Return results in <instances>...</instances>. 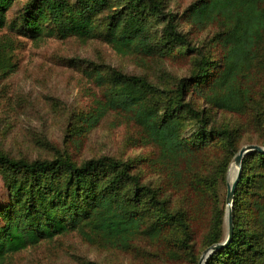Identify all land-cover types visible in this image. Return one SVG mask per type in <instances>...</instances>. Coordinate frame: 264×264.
<instances>
[{"label":"trees","instance_id":"1","mask_svg":"<svg viewBox=\"0 0 264 264\" xmlns=\"http://www.w3.org/2000/svg\"><path fill=\"white\" fill-rule=\"evenodd\" d=\"M171 6L0 0V31L9 27L35 42L101 40L122 56L162 66L151 77L84 61L87 76L106 89L105 101L71 116L89 133L110 111L120 113L140 129L134 146L147 150L144 157L79 160L52 147L51 157L32 160L0 142L8 198L0 206V264L74 234L140 264H199L225 241L230 167L243 147L264 148V0H194L182 13ZM187 26L208 33L197 38ZM13 42L0 40L5 76L17 68L7 54ZM233 221L230 244L205 264H264V153L243 159Z\"/></svg>","mask_w":264,"mask_h":264},{"label":"rangeland","instance_id":"2","mask_svg":"<svg viewBox=\"0 0 264 264\" xmlns=\"http://www.w3.org/2000/svg\"><path fill=\"white\" fill-rule=\"evenodd\" d=\"M193 1L170 0L172 10L180 13ZM17 12L15 9L10 13L9 22L16 18ZM192 32L197 38H204L208 33L196 28ZM6 39L14 41L7 54L17 66L11 75L0 74V142L6 151L32 160L51 157L52 147L67 148L79 160L146 156L147 150L134 146L140 129L120 113L110 111L89 133L81 124L74 123L71 116L88 113L99 101H105L106 89L87 76L84 61L97 65L106 62L130 74L152 77L162 68L155 59L139 54L122 56L101 40L83 42L71 38L35 42L16 35L9 27L0 31V40ZM163 67L171 72L183 69L173 64ZM231 170L230 183L235 178ZM147 175L152 176L149 169ZM6 205L7 190L0 177V206ZM129 259L132 258L122 253L90 245L74 234L23 251L12 258V264H132ZM132 260L133 264H140V260Z\"/></svg>","mask_w":264,"mask_h":264},{"label":"water","instance_id":"3","mask_svg":"<svg viewBox=\"0 0 264 264\" xmlns=\"http://www.w3.org/2000/svg\"><path fill=\"white\" fill-rule=\"evenodd\" d=\"M255 151L257 153H264V148L255 145H248L243 147L240 152L234 158V161L230 167V170L233 166L237 167V173L235 174V178L232 183L229 182V174H228V192H227V215H226V239L223 243L213 245L208 248L201 256L199 264H205L207 259L216 251L223 249L227 245L230 244L233 234H234V221H233V204L235 200V192L238 186V183L241 179L242 174V162L247 154ZM230 173V171H229Z\"/></svg>","mask_w":264,"mask_h":264},{"label":"bare ground","instance_id":"4","mask_svg":"<svg viewBox=\"0 0 264 264\" xmlns=\"http://www.w3.org/2000/svg\"><path fill=\"white\" fill-rule=\"evenodd\" d=\"M237 173V167L234 166L232 167V170H231V176L235 175Z\"/></svg>","mask_w":264,"mask_h":264}]
</instances>
